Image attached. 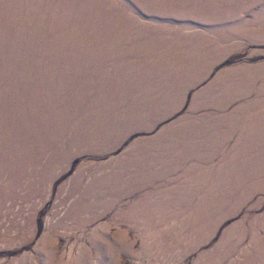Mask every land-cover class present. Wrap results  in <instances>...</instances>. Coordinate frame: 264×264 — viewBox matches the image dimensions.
Returning a JSON list of instances; mask_svg holds the SVG:
<instances>
[{
  "label": "rangeland",
  "instance_id": "rangeland-1",
  "mask_svg": "<svg viewBox=\"0 0 264 264\" xmlns=\"http://www.w3.org/2000/svg\"><path fill=\"white\" fill-rule=\"evenodd\" d=\"M0 264H264V0H0Z\"/></svg>",
  "mask_w": 264,
  "mask_h": 264
}]
</instances>
